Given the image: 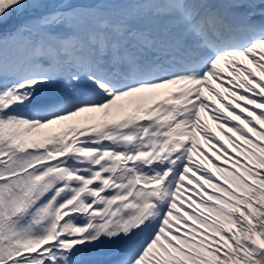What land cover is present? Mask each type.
<instances>
[{
    "label": "snow or ice",
    "instance_id": "6c2138e0",
    "mask_svg": "<svg viewBox=\"0 0 264 264\" xmlns=\"http://www.w3.org/2000/svg\"><path fill=\"white\" fill-rule=\"evenodd\" d=\"M0 264H264V0H0Z\"/></svg>",
    "mask_w": 264,
    "mask_h": 264
},
{
    "label": "rangeland",
    "instance_id": "374dc122",
    "mask_svg": "<svg viewBox=\"0 0 264 264\" xmlns=\"http://www.w3.org/2000/svg\"><path fill=\"white\" fill-rule=\"evenodd\" d=\"M217 131H218V130H217ZM200 143L203 144V141L201 140ZM205 147H207V146L205 145Z\"/></svg>",
    "mask_w": 264,
    "mask_h": 264
}]
</instances>
